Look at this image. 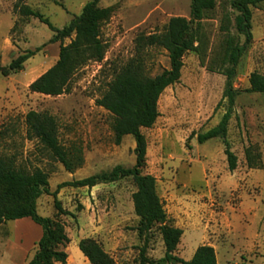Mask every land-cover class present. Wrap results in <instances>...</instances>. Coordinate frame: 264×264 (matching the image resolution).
I'll use <instances>...</instances> for the list:
<instances>
[{
  "label": "rangeland",
  "instance_id": "obj_1",
  "mask_svg": "<svg viewBox=\"0 0 264 264\" xmlns=\"http://www.w3.org/2000/svg\"><path fill=\"white\" fill-rule=\"evenodd\" d=\"M90 1L0 0V65L7 66L19 55L40 48L21 72L7 77L0 74V92L8 95L3 101L10 104L6 109L1 106L0 153L13 156L16 165L28 172L41 169L48 174L49 192L56 193L55 199L42 195L36 211L41 218L64 226L69 239L65 252L70 255L66 264H89L75 247L84 239L97 243L115 264H142V257L162 258L164 247L159 226L142 235L137 231L139 219L131 199L136 188L131 178L92 189L58 187L116 166H134V139L126 136L115 145L113 118L96 100L132 58L141 57L149 77L168 69L165 51L146 48L138 54L136 39L161 33L173 17L188 19L190 0H100L98 7L112 12L100 29V39L106 45L102 62H89L79 69L67 94L31 93L29 86L54 66L60 47L70 39L50 43L54 33L37 19L21 16L19 7L39 13L54 29L61 30ZM230 2L214 0L210 17L195 25L197 52L184 56L179 82L159 98L154 126L141 130L146 141L144 173L155 180L167 224L183 233L176 256L188 262L198 247L209 246L217 264H264V97L246 92L251 74L264 75V2L252 9V41L238 61L232 85L238 95L226 140L237 159L236 169L228 171L220 140L199 144L191 136L217 126L228 107L223 94L224 74L230 66L223 65L224 49L228 40L244 42L236 32V13ZM30 111L54 119L59 143L81 152L80 168L65 171L36 140L28 139L25 116ZM249 147L260 154L257 169L246 165ZM55 200L67 215L57 212ZM38 241L24 222L0 225V264H27ZM14 249L21 256H16Z\"/></svg>",
  "mask_w": 264,
  "mask_h": 264
},
{
  "label": "trees",
  "instance_id": "obj_2",
  "mask_svg": "<svg viewBox=\"0 0 264 264\" xmlns=\"http://www.w3.org/2000/svg\"><path fill=\"white\" fill-rule=\"evenodd\" d=\"M99 1L92 0L87 3L80 15L74 17L61 30L54 29L39 13L24 5L19 7L21 16L37 19L54 33L50 43L70 39L69 44L60 47L58 60L54 66L29 86L31 93L50 97L67 94L68 86L79 69L89 62H102L106 45L100 39V29L109 20L112 12L109 8H99ZM263 2L264 0H231L230 7L236 13L235 29L238 36L244 38V42L240 45L228 40L224 49L223 65L228 63L230 66L225 70L226 82L223 94V98L227 99L228 107L217 126L204 134L191 135L196 137L199 144L212 139L220 140L229 172H233L237 167V159L226 140L234 98L238 95L232 86L235 68L252 41V9ZM214 7V0H190L188 19L173 17L169 19L161 33L138 36L137 53L146 48L165 51L169 62L168 69L159 75L149 77L145 74L141 57L132 58L114 74L105 92L96 100V105L113 118L111 130L115 145H120L126 136L134 139V166L130 169L116 166L109 172L58 187V189L62 187L92 189L99 184L131 178L136 188L131 199L134 214L139 219L137 231L142 235L154 226H159L164 247L162 258L154 261L142 257V264H217L215 252L209 246L198 247L188 262L176 256V249L183 233L180 229L167 224L163 205L156 194L155 180L151 175L144 173L146 141L141 134V130H148L154 126L159 116L157 104L162 93L179 82L184 56L197 52L199 41L195 25L210 17ZM39 50L40 48L27 51L13 59L7 66L0 65L1 76L7 77L21 72L24 64ZM246 92L261 94L264 97V75L256 72L251 74L249 89ZM25 125L28 139L36 140L42 151L61 164L65 171L72 173L82 166L83 159L79 149L65 148L59 143L57 125L51 116L30 111L25 116ZM245 162L249 169L259 168L260 154L249 147L245 151ZM42 195H50L55 199L56 193L49 192L48 174L41 169L28 172L16 165L13 156L0 153V225L10 221L30 219L41 228L42 235L36 244V252L27 264H66L68 255L65 248L69 244V239L60 222L38 216L36 202ZM54 205L59 214H68L63 213L56 200ZM78 249L89 264H115L91 239L81 240Z\"/></svg>",
  "mask_w": 264,
  "mask_h": 264
},
{
  "label": "crops",
  "instance_id": "obj_3",
  "mask_svg": "<svg viewBox=\"0 0 264 264\" xmlns=\"http://www.w3.org/2000/svg\"><path fill=\"white\" fill-rule=\"evenodd\" d=\"M4 97H8V95H5V94H3L2 92H0V112H1V106H3L5 109H6V108H10V104H9V102H8V101H5V100L3 101ZM18 221H19V222H24V224H25L27 227H29L30 229L33 230L35 236L38 237V239H40V237H41V235H40V233H41V228H39V226L35 225L31 220L29 221V219L17 220L16 222H18ZM30 222H32V224H31ZM75 247L78 248V246H75ZM14 251H15L16 256H18V255L21 256V253H19V252L16 251L15 249H14ZM69 259H70V255H69V257L67 258V261H68Z\"/></svg>",
  "mask_w": 264,
  "mask_h": 264
}]
</instances>
